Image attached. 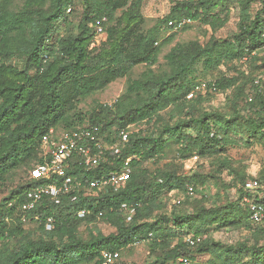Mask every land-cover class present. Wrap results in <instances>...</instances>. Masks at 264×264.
I'll return each mask as SVG.
<instances>
[{"label":"trees","instance_id":"obj_1","mask_svg":"<svg viewBox=\"0 0 264 264\" xmlns=\"http://www.w3.org/2000/svg\"><path fill=\"white\" fill-rule=\"evenodd\" d=\"M255 1L237 0L240 23L233 42L177 44L165 56L166 68L156 71L162 46L172 39L166 37L171 31L168 23L187 19L220 27L225 19L218 11L226 0L175 2L170 13L148 29L144 0H23L21 5L17 0H0V188L13 172L44 163L41 143L51 130L73 131L91 124L107 144H113L131 126H147L132 133L116 154L108 153V161L100 166L72 164L68 170L87 184L135 157L130 178L118 189L107 188L97 196L83 190L74 196L44 197L29 213L22 210L28 194L49 180L30 179L4 197L0 264H100L103 251L122 255L150 234L151 254L159 256L148 264L177 263L181 258L190 263L206 253L216 258L210 264H264V228L253 223L242 204L245 184L255 176L246 166H232L227 154L230 145L264 146V96L253 91L255 78L264 72L260 32L264 9L259 0L260 10L252 14ZM77 5L82 13L73 31L69 16ZM102 18H107L106 40L93 46L96 22ZM224 46L241 64L238 75L199 81L200 66L204 71L213 68ZM139 65L146 70L128 80L113 105L80 110L84 99L130 77ZM202 82L208 84L207 90L188 99ZM217 93L226 95L225 108H207L205 95ZM175 146L184 160L197 155L214 162L220 172L230 171L229 180L216 175L185 177L161 167ZM148 163L156 164V170H150ZM256 175L264 180V164ZM187 185L195 187L193 197L187 196ZM212 195L218 202L209 206ZM169 196H175L174 205L166 211ZM83 210L88 213L81 217ZM27 220L38 223L37 235L22 228ZM99 220L115 232L104 235L93 229ZM223 230H243L248 238L233 245L212 239L213 233ZM200 237L205 239L194 247L187 243V238Z\"/></svg>","mask_w":264,"mask_h":264},{"label":"rangeland","instance_id":"obj_2","mask_svg":"<svg viewBox=\"0 0 264 264\" xmlns=\"http://www.w3.org/2000/svg\"><path fill=\"white\" fill-rule=\"evenodd\" d=\"M182 0H144L143 3V15L146 18L145 27L151 28L155 23L165 18L171 11L175 2ZM23 0H17V3L21 5ZM260 1L257 0L251 5V13L254 14L260 10ZM81 7L77 5V10L69 16L71 22L70 28L74 31L75 26L79 23L81 19ZM218 14H220L224 19V25L212 28L210 25H204L200 22H191L190 26L186 30L178 31H168L166 37H171L172 39L162 46L161 54L159 57V63L155 66V70H160L166 68L165 56L171 51L173 47L177 44L188 43L191 41L200 42L202 45H206L212 40L230 41L233 42V36L237 34L239 23H240V7L237 0H226V2L219 7ZM63 29V28H62ZM62 36L66 34L64 31ZM102 40V38H101ZM97 40L95 46H99L104 40ZM220 57L219 61L213 65V68L204 71V68L200 66L199 81H215L222 76H236L238 75L239 69H241V64L237 59H234L233 50L224 46L219 51ZM146 70V66H137L130 77L118 79L117 81L111 83L104 90L97 92L88 98L84 99L79 108L80 110L87 112L92 110L97 104L101 105H113L119 97L124 93L128 80L137 79ZM207 101L205 106L209 109H224L226 105V95L222 93L205 95ZM153 124H151L152 126ZM146 124L135 126L133 132L139 130H145ZM178 146L173 147L167 154V157L162 161L161 167L169 170L175 171L178 175L185 177H191L194 174H201L204 176H219V179L228 181L230 171L224 170L220 172L217 170V165L211 160L199 158L194 155L192 158L184 160L178 154ZM227 154L229 156L232 166H246L248 172L251 174L258 173L264 164V146L259 143H253L250 146L246 145H230L227 148ZM147 167L155 171L157 168L156 164L148 163ZM32 170V169H31ZM30 169H19L13 172L5 182V184L0 188V201L9 195V193L17 188L18 186L26 183L30 180ZM211 181L213 179H210ZM214 192L216 189H214ZM200 192V191H199ZM198 192V193H199ZM214 194V193H213ZM209 199L208 205H214L218 202L214 195ZM175 196H169V200L166 205V211H170L174 205ZM127 220L130 221V215H126ZM96 227V228H95ZM22 228L25 232H31L35 235L38 234V223L35 221L27 220L22 224ZM93 229H98L104 235H109L115 232V228L103 220H99L98 223L93 227ZM82 235L84 237L88 236L87 229L85 227L81 228ZM248 238L247 233L243 230H223L212 234V239L216 242H221L226 245L237 244L238 242L245 241ZM159 256V252L155 257ZM152 256L149 244H142L140 246H133L130 249L124 250L122 253L120 263L126 264H148L151 260L155 259ZM211 261H216V258L212 254H197L196 261L190 262L189 264H210ZM169 264H181L169 263Z\"/></svg>","mask_w":264,"mask_h":264},{"label":"built area","instance_id":"obj_3","mask_svg":"<svg viewBox=\"0 0 264 264\" xmlns=\"http://www.w3.org/2000/svg\"><path fill=\"white\" fill-rule=\"evenodd\" d=\"M261 7L264 9V0L261 2ZM106 22L107 18H102L96 22L97 40H101V38L104 41L106 40L103 26ZM189 23H191L190 20L183 19L181 21H170L168 26L171 31H178ZM260 32L262 39H264V20ZM207 88L208 84L202 82L194 88L187 98L191 99L194 94L203 92ZM253 91L264 96V72L255 78ZM252 97L251 95L250 101ZM133 128L134 126H131L129 130L123 131L119 140L113 144H107L100 136L99 128L91 124H86L73 131L51 130L42 139L41 143V154L44 157V163L35 166L30 172L31 180H49V182L37 185L31 190L28 194V200L22 205L23 212L29 213L35 210L44 197L56 199L66 194L74 196L83 190L87 194L97 196L107 188L118 189L123 186L132 174L131 162L135 157L127 158L118 170L87 182V184L70 175L68 170L72 168V164L88 169L96 168L107 162L108 153L114 155L128 143L129 136L134 133ZM252 175L255 178L246 182L245 191L247 195L243 197L242 204L249 209L253 223L264 228V180L258 179L256 173ZM61 179L62 183L59 182ZM195 194V187L187 185V196L193 197ZM73 198L76 199V197ZM181 202L182 200H178L177 205H180ZM87 213L88 211L83 210L79 213V216L82 217ZM99 216H102V213H99ZM36 219H38V216H36ZM46 227L49 230L53 228L51 218L48 219ZM151 238L152 234L149 235L148 239L136 241L133 246L146 244ZM203 239L205 237L187 238V243L194 247ZM121 257L119 251H103L100 264H116L119 263ZM180 262L189 264V260L186 258H181Z\"/></svg>","mask_w":264,"mask_h":264}]
</instances>
